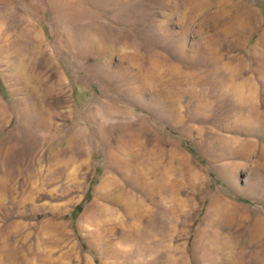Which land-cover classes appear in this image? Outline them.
<instances>
[{"label":"rangeland","instance_id":"rangeland-1","mask_svg":"<svg viewBox=\"0 0 264 264\" xmlns=\"http://www.w3.org/2000/svg\"><path fill=\"white\" fill-rule=\"evenodd\" d=\"M263 36L264 0H0V264H264Z\"/></svg>","mask_w":264,"mask_h":264},{"label":"bare ground","instance_id":"bare-ground-1","mask_svg":"<svg viewBox=\"0 0 264 264\" xmlns=\"http://www.w3.org/2000/svg\"><path fill=\"white\" fill-rule=\"evenodd\" d=\"M244 17L245 16H241L240 18L237 19V21H235L236 26H238V29H236V31H239L240 34L243 31H246V29H247L246 24L248 25V24H251V22H252L251 20H246V19L244 20L243 19ZM245 22H246V24H245ZM229 28H231V27H229ZM231 30L232 29H230V32H231ZM227 32H229V31H227ZM259 43L261 44V46L262 45L264 46V36L260 39ZM87 45L91 49H94V47L92 46V43L91 42H88ZM13 73H14L13 78H14L15 82L18 85H21V88L24 90V92H26L29 95L30 94L33 95V92L39 93L38 92L39 91V86L38 85H35V84L34 85H31V83H38V82L40 83V82L43 81V79H39V80H36L35 82H33L32 81V77L28 74V72H26L24 70L22 72V70L20 68L19 69L18 68L17 69H14L13 70ZM138 86H140V89H141V85H138ZM52 88H54V87L49 86L47 88V90H45V91L49 93V91L52 90ZM21 92H22V90H21ZM241 94H242L243 97H245L246 100H249V98H247L246 96H244V92H241ZM247 94L248 93H246V95ZM39 110H38L37 106L34 104L33 105L32 112L35 111L37 113H41L42 111L39 112ZM252 111L254 113L258 111L257 107L254 104L252 106ZM250 113H252V112H250ZM257 115H259V114H257ZM45 123L47 124L48 121H46ZM139 172L140 171H138V173ZM138 176H139V174H138ZM107 179H108V176H104L103 177L102 184L96 190V196H102V197H104L106 200H109L110 203L113 204L114 206H117V207L119 206V207H121L122 211L131 214L133 217H136V214L137 213L136 214L134 213L135 212V206L136 205L134 204V202L133 201H130V200H127L126 201L125 197L122 195L123 194L122 189H120V191L118 193H115V191L113 190L114 183L112 184V182H109L108 183V187L109 188H106L105 186H107V184H105V186H104L103 183L107 182ZM260 189H261V187H260ZM215 204H216V200L212 203V207L215 206ZM110 210H108V211H110ZM108 211L102 210V212H104L106 214L108 213ZM138 211H140V209ZM210 213H211V210L209 211V214ZM132 220H133V222L129 225L130 226V230H127L125 228H121V230H122V236H124L125 239H130V237L132 236V233L134 232L135 228L137 227V222L138 221L136 222V219L135 218H132ZM223 250H225V248H223L221 251H223Z\"/></svg>","mask_w":264,"mask_h":264}]
</instances>
